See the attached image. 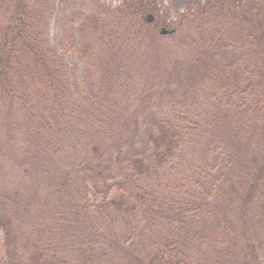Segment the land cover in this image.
Returning a JSON list of instances; mask_svg holds the SVG:
<instances>
[{"label": "trees", "instance_id": "16d2710c", "mask_svg": "<svg viewBox=\"0 0 264 264\" xmlns=\"http://www.w3.org/2000/svg\"><path fill=\"white\" fill-rule=\"evenodd\" d=\"M73 1L0 0V101L9 97V103L14 108L17 106L23 110L16 122H7L6 126L11 129L18 145L27 142L32 164L41 163L35 172L44 170L41 173L43 178L56 185L57 190L61 184L77 182L71 195L74 199L62 190L60 194L64 195L60 197L62 199L58 201L56 210L63 213L81 206L88 211L82 225L77 226L68 218L66 221L58 217L55 219L54 213L51 216L55 220L49 224L45 221L43 210L39 211L38 219L33 218L30 222L20 219L19 223L10 209L4 213L1 208L0 227L5 230L6 238L0 247V264H190L192 256L189 257L184 249L191 246L190 241H196L197 237L184 222L171 225L167 231L160 229L159 240L152 244L155 246L152 250L142 252L138 244L140 241L132 239L137 230L140 233L143 231L141 222L136 225L132 220H138L140 214H158L155 205H152L154 210L147 209V206L152 195H157V201H161L164 197L162 192L159 196L158 190L146 182L143 185L129 180L124 182L120 179L122 173L112 168L106 176L101 171L80 167L70 177L67 172L48 169L51 161L42 157L43 152L52 148L49 141H55L57 128L69 132L71 142H77V134L83 137V129L89 121L96 127L108 124L107 116L116 113L118 99L123 97L122 94H130L132 85L140 84L136 70H130L129 64L124 67L122 63H115L123 60L122 56L126 53L114 51L107 57H102L101 53L115 43H122V39L123 44L128 42L122 30L127 29L135 36L146 30L141 26V30L135 32L136 25L132 21H121V31L110 27V24L114 25L112 17L126 20L130 14L140 15L142 1L136 0L132 4L126 0L128 5L123 3L124 9L117 12L111 7L86 10ZM51 29L56 34L50 37ZM172 30L175 32L171 36L173 47L163 51V55L154 53L153 56L167 64L173 60L170 71L180 66L184 77L182 81L168 80L167 85L164 79H159L156 87H151L157 95L166 91L163 102L167 105L172 103L174 107L168 116L161 111L150 121L151 154L146 156L156 157L157 164L149 163L147 158H143L146 156L135 158L125 175L146 176L150 183L156 176L157 183L166 185L168 188L165 190H170L176 198L187 196L194 191H190L191 184L197 185L194 179L181 182L172 174L159 173L165 164L170 159L186 158L191 155L190 149L195 144L215 134L242 140L238 153L250 152L260 157L252 179L222 187L220 197L215 199L222 203L220 209L210 204L214 190H207L202 202L191 205L194 213L189 215L199 214L200 221L204 214L206 219L203 224L211 218L218 221L216 223L223 228L218 236V245L220 242L227 244L230 234H227L229 228L223 227L224 218L232 216L241 224L252 221L260 232L262 245L264 124L257 126L250 116L264 110V0H200L198 4L182 9ZM155 32L149 33V36L146 31V37L159 43L154 38L158 35ZM156 50L159 51L155 48L150 53ZM69 57L75 61L69 60ZM13 127L16 130H12ZM92 140L100 146L94 136ZM252 144L261 149H246ZM55 145L59 146L60 141L57 140ZM100 147H95V153L102 157ZM2 149L3 144L0 151ZM229 157L221 154V165ZM214 164L204 162L197 169L195 163L189 168L200 178L199 183H209L210 178L212 180L216 175ZM232 165L237 167L236 172L240 171L238 161L234 160L230 167ZM228 174L222 169L219 176ZM164 175L172 178L171 184L164 179ZM218 177L212 187H215ZM116 189L121 193L114 194ZM200 189L204 187L200 185ZM100 198L102 204L95 207V199ZM237 198L241 202L234 205ZM207 239L208 236L199 238L204 241L201 247L209 242ZM209 243L214 244L213 241ZM246 246L244 257L249 256L244 254L255 252L257 248L253 242ZM228 249L231 255V247L228 246ZM229 254L221 251L216 261L221 262ZM252 256L249 257L252 259ZM224 264L236 262L231 258L230 263Z\"/></svg>", "mask_w": 264, "mask_h": 264}, {"label": "rangeland", "instance_id": "374dc122", "mask_svg": "<svg viewBox=\"0 0 264 264\" xmlns=\"http://www.w3.org/2000/svg\"><path fill=\"white\" fill-rule=\"evenodd\" d=\"M83 3L81 4V2ZM126 0H74L73 3L76 6L83 8H95L98 7L103 9L105 7L115 8L114 12L122 9V4H125ZM132 4H135L136 0H130ZM142 1L139 7L142 5L141 18L140 15H129L128 19H115L114 25L110 24V27L116 28V31H121V21H132L136 26L135 32L141 30L142 33L135 36L131 31L122 30L125 39L128 41L126 44L115 43L106 50L103 49L101 53L102 57H107L116 52L118 54L127 55L122 56L123 60H117L115 63H122L124 67L129 64L130 70H136L137 76L139 78L140 84L133 87V91L126 95L122 94L123 97L118 99V105L115 107L116 113H110L107 116L108 124H101L96 127L91 121L83 129V137H80V133L77 134V142L72 141V137L69 132L63 131V128L56 129L55 141H49L52 143L49 150L42 153V157L45 160H50V164L47 165L48 169H56V171L67 172L70 177L74 176V172L79 171L80 167H87L90 170H98L103 172L104 175H108L110 168L115 172H121L122 177L120 179L124 182L127 180L143 185L146 182L151 188L157 189V193L161 196V192L164 195L161 201H157V195H152L151 203L147 206V209L154 210L152 205H155V210L157 213L143 216L140 214L138 220L134 221V224L141 222V227L143 231L137 233L132 238L135 242L138 240L140 245V250L145 252L147 250H152L155 248L152 244L159 240V231L169 230L170 226L175 225L178 222H184L187 224V228L192 234H195L196 241L191 240V246H186V250L189 257L192 256V261L190 264H224L230 263L231 258H234L236 264H264V242L260 245V232L256 227L253 226L252 221L246 224H241L236 221L232 216L224 218L223 223L224 228H229L227 230V244L220 242L218 238L220 232L223 228H220L213 218L211 220H206L204 214L200 221V215L197 216L189 215L194 213L190 209L194 202H202L206 197L207 190H214L212 194L210 204L214 208L220 209L222 203L215 201L216 197H220L222 193V187L235 184V181L240 180H250L253 177L255 166L259 165V158L250 152L238 153V148L243 144L242 140L234 138L230 135H225L222 137L216 136L207 138L202 143L195 144L194 147L190 149L191 155L180 160L170 159L167 164H165L163 170L159 173L172 174L174 177L180 178L181 182L186 180L194 179L197 185L193 186L191 183L190 191L187 196L176 198L170 190H165L168 187L166 185L158 184L157 177L153 176L150 180L146 176H136L130 174L126 176L125 172L131 165V160L135 158H142L143 156L151 154V149L149 145V133L151 130V118L155 114L163 111L166 116L173 112L174 107L172 103L167 105L163 102V97L167 94L166 91H161L158 95L153 93L151 87H156V82L159 79H164L165 85L168 84V80L182 81L184 77V71L179 69H173L170 71L174 65L173 60L165 63L161 62L159 58L153 56L154 53L163 55V51L173 47V36L174 31L168 34H162L161 29L164 27L168 30H172L175 27V22L177 21L179 15L182 13V9L190 7L191 4H198L200 0H140ZM72 3V4H73ZM121 5V6H120ZM128 5V4H125ZM73 7V6H71ZM134 7V6H133ZM124 9V8H123ZM90 12V11H88ZM152 14L155 17L153 22H148L146 20V15ZM158 24H161L158 26ZM153 27L149 29L148 26ZM158 26V27H157ZM181 32L180 27L178 28ZM151 36L149 33L155 32L158 34L156 37L159 40H149L146 37ZM56 33L51 29L50 37L54 36ZM184 34V33H183ZM182 34V35H183ZM112 48V49H111ZM158 48L159 51H154L150 53L153 49ZM183 47L181 48V50ZM75 61L74 59H70ZM190 67V71H192ZM170 71V72H169ZM142 73V74H140ZM141 75V76H140ZM174 87V85H171ZM10 98L7 97L6 100L0 101V145L3 144V149L0 151V209L4 210V213H8L9 209L16 215V222L20 223V219L26 220L28 222L32 221L33 218L38 219L39 211H45V221L49 224L58 217L60 220L72 221L73 225L81 226L83 223V217L87 214V209H83L81 206H75L68 211L59 213L60 210H56L58 201L60 202L64 193L60 194L62 190L67 192L69 198L74 199L72 191L77 187L76 181H71L68 184L65 183L64 186L61 184L58 186L49 183L45 178H43L44 170L35 172L36 167L41 163L32 164L31 153L28 151L27 142L23 141L21 144H17L14 135L9 128L6 126L7 122H16L18 115H22L23 110L20 107L9 103ZM56 106V104H53ZM169 108H168V107ZM161 108V109H160ZM264 110L256 111L252 113L250 119L253 120L257 126L262 127L264 124ZM263 123V124H262ZM37 125V124H36ZM76 128V127H72ZM99 128L98 132L96 130ZM12 130H16L14 127ZM99 134V135H98ZM98 135V136H95ZM98 141L95 143L92 140ZM101 136V137H100ZM103 137V138H102ZM221 138V140L219 139ZM57 140L60 141V145L57 146L55 143ZM195 141H199L195 139ZM100 147V153L102 157L95 153V147ZM246 149H261L260 147H254V145L248 146ZM245 149V150H246ZM226 152L223 154V152ZM222 154L227 156L224 165H221V158L219 156ZM117 157V160H114ZM147 158V161L154 166L157 164L156 157H143ZM263 159V157H261ZM240 163V171L236 172L237 167L230 164L234 161ZM210 162L215 163V176L210 178V182L200 181L197 175H194L189 166L197 164V169L203 164ZM213 165V166H214ZM227 170L228 175L219 176L221 170ZM35 172V174H34ZM158 173V174H159ZM83 174V173H82ZM39 175V176H38ZM169 175H164V179L172 183V178L168 179ZM192 175V178L190 177ZM38 176V177H37ZM85 176V175H83ZM219 176V177H218ZM218 177V181L215 187H212V183L215 182ZM162 180V179H161ZM253 181H250L251 183ZM68 184V185H67ZM167 184V183H165ZM199 185V187H198ZM200 185L204 189H200ZM220 192V193H219ZM121 193V190L116 189L114 194ZM175 193V191H174ZM91 195V194H90ZM176 195V193H175ZM198 196V197H197ZM112 198V194L110 195ZM92 200V199H91ZM234 205L241 202L240 198L234 199ZM102 204V199H95V207L98 204ZM231 205L233 204L230 203ZM256 206V203L254 204ZM158 207V210L156 209ZM190 209V210H189ZM66 209H63L65 211ZM166 212V213H165ZM183 212V213H182ZM51 213L55 214V219L51 216ZM165 215L164 218H161ZM169 219V221H168ZM176 219V220H175ZM237 219V218H236ZM175 220V222H173ZM192 220V221H189ZM217 222V223H216ZM222 227V225H220ZM208 236V241H213L214 244L206 242L205 246L201 247L204 241L199 240V238L205 239ZM6 233L5 230L0 227V247L5 241ZM136 238V239H135ZM186 237L183 238L185 240ZM118 240H121L120 238ZM185 243V241H183ZM254 243L257 247L255 252H248L244 255H253L252 259L244 257L245 248L247 243ZM228 246L231 247V255L229 254ZM179 252L182 248L178 247ZM221 251H226L229 255L224 256L221 262L216 261V257ZM240 253V254H238ZM111 254V253H110ZM238 254V255H236ZM220 257V256H219ZM231 257V258H228ZM251 261L253 263H251Z\"/></svg>", "mask_w": 264, "mask_h": 264}, {"label": "water", "instance_id": "95a60500", "mask_svg": "<svg viewBox=\"0 0 264 264\" xmlns=\"http://www.w3.org/2000/svg\"><path fill=\"white\" fill-rule=\"evenodd\" d=\"M147 19L149 20V21H153V19H154V16L152 15V14H149L148 16H147ZM169 31L167 30V29H165V28H163V30H162V33H168Z\"/></svg>", "mask_w": 264, "mask_h": 264}, {"label": "flooded vegetation", "instance_id": "af4514ba", "mask_svg": "<svg viewBox=\"0 0 264 264\" xmlns=\"http://www.w3.org/2000/svg\"><path fill=\"white\" fill-rule=\"evenodd\" d=\"M161 25V24H160Z\"/></svg>", "mask_w": 264, "mask_h": 264}]
</instances>
